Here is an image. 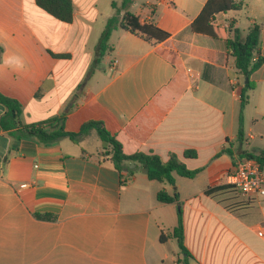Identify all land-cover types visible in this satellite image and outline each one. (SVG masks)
Returning <instances> with one entry per match:
<instances>
[{"label":"crops","instance_id":"obj_1","mask_svg":"<svg viewBox=\"0 0 264 264\" xmlns=\"http://www.w3.org/2000/svg\"><path fill=\"white\" fill-rule=\"evenodd\" d=\"M113 1L121 0H72L73 21L64 23L35 0H0V92L20 102L24 125L66 114L65 130L78 132L100 121L126 155L175 156L200 172L175 174L172 186L149 180L135 163L116 169L95 131L78 144H45L0 126V264H180L177 240L168 237L179 212L189 264H264V196H244L226 181L239 160L241 113V149L264 153V64L241 110L246 78L227 41L192 30L208 0H136L131 9L141 1L140 21L170 37L148 42L117 28L108 69H95ZM238 1L241 10L216 14L212 23L232 27L229 38L260 25L264 57V0ZM4 112L0 104V118ZM91 136L100 141L93 151L81 145ZM227 148L233 157L221 153ZM162 190L178 201L159 202Z\"/></svg>","mask_w":264,"mask_h":264},{"label":"trees","instance_id":"obj_2","mask_svg":"<svg viewBox=\"0 0 264 264\" xmlns=\"http://www.w3.org/2000/svg\"><path fill=\"white\" fill-rule=\"evenodd\" d=\"M136 0H121L118 4L116 1L112 2V7L115 9V14L108 19L106 26L99 38L95 47L94 65L98 64L110 49L109 41L114 30L122 28L140 36L148 42L160 43L167 40L170 34L159 28L153 21L142 23L140 17L131 11ZM36 5L51 15L57 20L64 23H71L73 21V2L72 0H35ZM242 3L238 0H208L202 12L192 23V30L195 33L208 35L215 39L226 40L227 47L231 55L235 59V66L240 74L248 78V83L244 84L241 95V110L247 103L248 92L253 89L254 85L250 78L263 64L264 57L261 55L260 44V25H253L245 37H242L240 32L236 29L233 37L229 38V34L233 31L232 27L224 28L213 25L212 21L216 14L227 13L230 11L241 10ZM49 53L55 58H68L69 55ZM0 104L5 108L4 114L0 118V126L3 131L7 132L14 138H31L35 137L45 144L57 143L63 138H68L75 144H78L85 136L95 131L98 138L102 142L104 154L108 157L116 169L129 168L130 164H137L146 173L149 180L166 182L175 186V174L186 178H194L200 170H189L187 167L175 156L171 157L168 162H163L162 159L154 154L135 153L133 155H126L123 152L122 144L104 127L100 121L85 122L78 132H69L65 130L64 123L66 114L60 117H54L39 123L24 125L21 122V115L23 113L22 105L16 99L7 97L0 92ZM242 113L240 115V129L237 137V142L240 144L238 156L239 159L250 158L259 162L264 166V153H254L243 151L241 149L244 143V133L242 129ZM54 129V130H52ZM221 153H225L233 157L232 149L227 148ZM187 157H194L193 152L187 151ZM212 189H207L206 193ZM221 189H215V191ZM157 199L162 203H174L178 201V195L170 196L164 190L158 192ZM34 217L42 221H56L57 217L47 214L35 213ZM169 238L177 240L181 251L180 264H189L192 256L184 245V227L182 214L179 212L178 225L172 233L168 235Z\"/></svg>","mask_w":264,"mask_h":264},{"label":"built area","instance_id":"obj_3","mask_svg":"<svg viewBox=\"0 0 264 264\" xmlns=\"http://www.w3.org/2000/svg\"><path fill=\"white\" fill-rule=\"evenodd\" d=\"M115 64L113 65L114 68ZM230 187L244 196H264V166L254 159H239L227 175ZM259 234H263L261 231Z\"/></svg>","mask_w":264,"mask_h":264},{"label":"rangeland","instance_id":"obj_4","mask_svg":"<svg viewBox=\"0 0 264 264\" xmlns=\"http://www.w3.org/2000/svg\"><path fill=\"white\" fill-rule=\"evenodd\" d=\"M106 2H108L109 4V0H105ZM120 2V1H119ZM103 3V2H101ZM109 7V5H107ZM141 1H138L137 5H134V7L131 9L132 12H134L135 14H139L138 16H142L140 13H141ZM239 20V27L243 30V29H246V26H247V20L245 18V15L243 13L240 14V19ZM109 54H106L104 56V58L98 63L96 64L95 66V69H98L100 71H103V70H107L108 67H107V63L109 62V59H107ZM88 81V77L85 76L83 81H82V84H81V87H83V85ZM100 144V141L99 139L95 136H91L90 139H85L81 142V145L91 151H93L97 145ZM182 257V256H181Z\"/></svg>","mask_w":264,"mask_h":264},{"label":"water","instance_id":"obj_5","mask_svg":"<svg viewBox=\"0 0 264 264\" xmlns=\"http://www.w3.org/2000/svg\"><path fill=\"white\" fill-rule=\"evenodd\" d=\"M248 81H249V79H248V78H246V79H245V84H246V83H248ZM52 130H54V129H52Z\"/></svg>","mask_w":264,"mask_h":264}]
</instances>
